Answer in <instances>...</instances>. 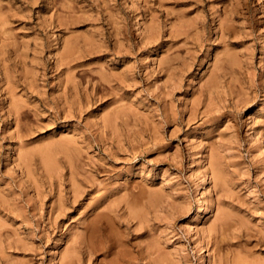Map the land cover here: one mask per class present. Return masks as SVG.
Returning <instances> with one entry per match:
<instances>
[{"label": "rangeland", "instance_id": "1", "mask_svg": "<svg viewBox=\"0 0 264 264\" xmlns=\"http://www.w3.org/2000/svg\"><path fill=\"white\" fill-rule=\"evenodd\" d=\"M263 53L264 0H0V264H125V232L156 246L139 264H264Z\"/></svg>", "mask_w": 264, "mask_h": 264}, {"label": "bare ground", "instance_id": "2", "mask_svg": "<svg viewBox=\"0 0 264 264\" xmlns=\"http://www.w3.org/2000/svg\"><path fill=\"white\" fill-rule=\"evenodd\" d=\"M68 3V2H67ZM69 6V5H68ZM66 7V6H65ZM60 8V7H59ZM59 10V9H58ZM66 10V9H65ZM181 10H182V8H181ZM2 11V10H1ZM2 15V14H1ZM65 25H67V24H65ZM150 27V26H149ZM119 29V28H118ZM149 29V28H148ZM153 29V28H152ZM173 29V28H172ZM4 30V29H3ZM147 30V29H146ZM118 31V30H117ZM149 31V30H148ZM175 31V30H174ZM115 32V31H114ZM170 33H172V32H170ZM147 34V33H146ZM179 34V33H178ZM116 35V34H115ZM143 35V34H142ZM115 38H117V37H115ZM148 38V37H147ZM154 40H156L157 39V37L156 36H153L152 37ZM117 41H118V38H117ZM4 43V42H3ZM121 43V42H120ZM70 47V46H69ZM67 52V51H66ZM231 55V54H230ZM234 55V54H233ZM232 55V56H233ZM238 55V54H237ZM236 55V56H237ZM211 56H210V50H208L207 52H206V54L204 55V57L202 58V60H201V65H200V68H199V70H198V74H200L201 76H202V74H204V71H205V65H206V62L209 60V58H210ZM263 57H264V53H263ZM64 59H66L65 58V56H62L61 58H59V60L58 61H63ZM233 59V58H232ZM235 61H237V60H235ZM68 62V61H67ZM60 63V62H59ZM229 63H231V62H229ZM161 65V64H160ZM168 65H170V64H168ZM167 65V67H169ZM69 66H71V64H69ZM164 67V66H163ZM171 68V67H170ZM109 70V69H108ZM168 70V69H167ZM69 71V70H68ZM72 72V71H71ZM102 72V71H101ZM169 72V71H168ZM172 72V71H171ZM167 73V72H166ZM107 75V74H106ZM71 77V76H70ZM67 78H69V77H67ZM218 78V77H217ZM213 79V78H212ZM111 80V79H110ZM193 80H194V78H193ZM192 79L188 82V89H190L191 88V84H192V81H193ZM71 81H73V80H71ZM210 81H212V80H210ZM216 81V80H215ZM8 82V81H7ZM213 82V81H212ZM10 83V82H9ZM73 83H74V81H73ZM211 83V82H210ZM6 86H8V85H6ZM14 86V85H13ZM12 87V86H11ZM72 87H73V85H72ZM211 87V86H210ZM9 89H11L12 90V88H9ZM10 90V91H11ZM70 90V89H69ZM9 92V91H8ZM15 96V95H14ZM12 97V96H11ZM64 101V100H63ZM263 101V100H262ZM11 103V102H10ZM127 104V103H126ZM126 104H124L125 105V108H126ZM15 105V104H14ZM128 106V105H127ZM264 106V101L261 103V107H263ZM130 107V106H129ZM65 108H66V106H65ZM118 108V107H117ZM124 108V107H123ZM122 107H121V109H123ZM18 109V108H17ZM68 109V108H67ZM120 109V110H121ZM116 110V108L113 110V111H115ZM128 110V109H127ZM17 111V110H16ZM19 111V110H18ZM15 112V111H14ZM20 112V111H19ZM122 112H124V111H122ZM131 112V111H130ZM129 112V113H130ZM113 113V112H112ZM128 113V112H127ZM19 115V114H18ZM20 116V115H19ZM114 117V116H113ZM117 117V116H116ZM106 118V117H105ZM104 118V119H105ZM118 118V117H117ZM109 120H111V119H109ZM108 124V123H107ZM103 127V126H102ZM24 131V130H23ZM26 132V131H25ZM28 132V131H27ZM24 133V132H23ZM17 135V134H16ZM27 136V135H26ZM70 139V138H69ZM52 140V139H51ZM60 140V139H59ZM67 140H68V138H67ZM73 140H74V138H73ZM43 142H44V140H42ZM49 141V140H48ZM47 141V142H48ZM69 141V140H68ZM67 141V142H68ZM71 142H72V140H70ZM69 141V142H70ZM58 142V141H57ZM75 142V141H74ZM38 144H39V142H37ZM63 143V142H62ZM43 144V143H42ZM26 146V145H25ZM50 146V145H49ZM49 146H47V148L49 147ZM23 147V146H22ZM22 147H21V149H22ZM46 147V146H45ZM45 147H44V149H45ZM62 147V146H61ZM65 147V146H64ZM28 148V147H27ZM39 148H40V146H39ZM71 148H73V147H71ZM20 149V148H19ZM49 149V148H48ZM28 150V149H27ZM26 150V151H27ZM40 151V150H39ZM51 151V150H50ZM19 152H21V151H19ZM22 152H23V150H22ZM25 152V151H24ZM49 152V151H48ZM41 153V152H40ZM67 153V152H66ZM77 153V152H76ZM41 154H43V153H41ZM70 154V153H69ZM83 154V153H82ZM21 155H24V154H21ZM28 154H26L25 155V158L23 157V165L24 164H26V166H27V168L28 169H26V171L30 174V173H32V172H30V162H29V160H28ZM32 156V155H31ZM78 156V155H77ZM69 157V156H68ZM214 161H215V159H213ZM45 163H46V165L47 166H49L50 168H53L54 166H55V163L56 162H54L53 160H51L50 159V156L49 155H47V154H45ZM68 161V160H67ZM70 161V160H69ZM18 162V161H17ZM75 162V161H74ZM215 164L216 165H214V166H216L215 168H213L214 169V172H215V177L214 178H216V179H218V181L219 180H221L222 182H224L223 180L225 179V181H226V178H224V172H223V169H222V167L220 166V164H219V158L218 157H216V162H215ZM74 166H75V164H74ZM78 166V165H77ZM22 167V166H21ZM24 167V166H23ZM126 167V166H125ZM45 168H47V167H45ZM72 168V167H71ZM129 168V167H128ZM131 168V167H130ZM210 168V167H209ZM130 170V169H129ZM209 170H212V169H209ZM55 171V170H54ZM42 172V171H41ZM58 173V172H57ZM71 173V172H70ZM128 173V172H127ZM212 173V172H211ZM126 174V173H125ZM210 174V173H209ZM33 175V174H32ZM132 175V174H131ZM130 176V174H128V177ZM136 176V175H135ZM212 177H213V175H212ZM136 178V177H135ZM138 178V177H137ZM86 179V178H85ZM140 179V178H139ZM31 181V180H30ZM91 181V180H90ZM136 181V180H135ZM135 181H133V182H135ZM33 182H34V180H33ZM92 182V181H91ZM133 182H131V185L127 188L126 187V185L129 183V181H128V179H125V193H127V194H125V207L127 206V208H129V207H131V206H139V205H141V200H139L140 199V197H133V196H135V194H131V186H132V183ZM220 182V181H219ZM221 182V183H222ZM138 183V182H137ZM142 183V182H141ZM73 184V183H72ZM71 184V185H72ZM133 184H135V183H133ZM224 184V183H223ZM109 186V185H108ZM79 187V186H78ZM90 187H92V186H90ZM134 187H136V186H134ZM138 187H139V185H138ZM143 187V186H142ZM149 187V186H148ZM71 188H73V187H71ZM133 188V187H132ZM140 188V187H139ZM153 188V187H152ZM110 189V188H109ZM149 189V188H148ZM148 189H143V188H140L139 190H140V195H141V199L143 200V199H147V203L148 202H151V203H153V201H155V200H157L156 199V197H158V195H160L159 194V192H155V191H150V190H148ZM151 189V188H150ZM36 191V190H35ZM161 191V190H160ZM72 192V191H71ZM91 193H93V191L91 190L90 191ZM89 192V193H90ZM138 193V192H137ZM72 195H73V193H72ZM76 195V194H75ZM93 195V194H92ZM107 195V194H106ZM60 196V195H59ZM81 196V195H80ZM137 196V195H136ZM95 198H96V196H95ZM94 199V198H93ZM213 199V198H212ZM5 200H7V199H5ZM61 200V199H60ZM71 200L73 201V199L71 198ZM95 200V199H94ZM74 201H76V200H74ZM97 201V200H96ZM209 201V200H208ZM1 202V201H0ZM3 202V201H2ZM57 202V201H56ZM93 202V201H92ZM92 202L90 203V202H88V203H90V204H92ZM213 200H211L210 199V204H208L207 206H205V205H202L201 203H200V200L198 199V209L196 210V211H194V212H192L191 213V215H193L192 217H191V219L189 220V223L190 224H194L195 223V221H197V220H200V219H202L203 218V216L205 215V213H206V211H208V210H211L213 207ZM82 203H84V202H82ZM2 204V203H1ZM61 204V203H60ZM59 205V204H58ZM68 205V204H67ZM83 206L85 205V204H82ZM161 205V204H160ZM89 205H86V207H88ZM92 206H93V204H92ZM143 206V205H142ZM52 207H53V205H52ZM65 207V206H64ZM63 207V205H60L59 206V208H58V213H57V215H55V219L57 220V217L59 216V215H61L62 213H63V210L64 209H66V207L64 208ZM70 207V206H69ZM81 207V206H80ZM85 207V206H84ZM84 207H82L83 209H84ZM161 207V206H160ZM55 208V207H54ZM79 208V207H78ZM149 208V207H148ZM154 208V207H153ZM225 208V207H224ZM227 208H228V206H227ZM227 208H225V209H227ZM41 209V208H40ZM77 209V208H76ZM80 209V208H79ZM88 209V208H87ZM87 209H84V210H86L87 211ZM53 211H55V212H57L56 211V208L55 209H52ZM140 210V209H139ZM145 211H146V209H144ZM148 210V209H147ZM156 210V209H155ZM228 210V209H227ZM226 210V211H227ZM126 211V210H125ZM225 211V212H226ZM229 211H232V210H230L229 209ZM83 212H85V211H83ZM89 212H90V210H89ZM108 212V211H107ZM127 212H128V210H127ZM139 212H141V211H139ZM148 212V211H147ZM153 212H155V211H153ZM54 213V212H53ZM129 213H131V211L129 212ZM227 213H228V211H227ZM80 214V213H79ZM89 214V213H88ZM87 213H86V215H88ZM126 214V213H125ZM128 214V213H127ZM231 214V213H230ZM229 214V215H230ZM48 215V214H47ZM85 215V216H86ZM131 215H132V213H131ZM136 215H140V213H136ZM153 215V214H152ZM151 215V216H152ZM72 216H73V214H72ZM147 217H148V215H146ZM228 216V215H227ZM242 216V215H241ZM40 217V216H39ZM75 217V216H74ZM90 217V216H89ZM127 217V216H126ZM128 217H129V215H128ZM127 217V218H128ZM137 217H139V216H137ZM144 217V216H143ZM147 217H145V218H147ZM205 217V216H204ZM226 217V216H225ZM229 217H231V216H229ZM54 218V217H53ZM87 218V217H86ZM93 218V217H92ZM99 218V217H98ZM132 218V217H131ZM134 218H135V216H134ZM243 218V217H242ZM133 219V218H132ZM148 219V218H147ZM151 219V218H150ZM229 219V218H228ZM230 219H234L233 218V215H232V218H230ZM230 219H229V221H230ZM237 219V218H236ZM240 219V218H239ZM4 220H6V219H4ZM129 220V219H128ZM134 220V219H133ZM143 220V222H144V219H142ZM224 220V222H221V223H223L224 225H225V223H226V220L225 219H223ZM235 220V219H234ZM246 220L247 219H245V221L244 222H246ZM3 221V220H2ZM88 221H89V218H88ZM99 221V220H98ZM101 221V220H100ZM151 221V220H150ZM193 221V222H192ZM236 221H238V220H236ZM240 221H241V219H240ZM239 221V222H240ZM5 222V221H4ZM79 222H80V220H79ZM83 221H81V223H82ZM133 222V221H132ZM152 222V221H151ZM231 222H232V220H231ZM243 221H241V223H242ZM8 223V222H7ZM6 223V224H7ZM97 223V222H96ZM95 223V224H96ZM107 223V222H106ZM105 223V224H106ZM146 223V222H145ZM188 223V224H189ZM234 223V222H233ZM240 223V224H241ZM77 224V223H76ZM84 224V223H83ZM107 224H110V223H107ZM139 224V223H138ZM141 224V223H140ZM217 224V223H216ZM232 224V223H231ZM238 224V223H237ZM240 224H239V226H240ZM247 224V223H246ZM3 224L1 223V219H0V230H1V228H3V226H2ZM60 225V224H59ZM135 225V224H134ZM210 225H212V224H210ZM227 225V224H226ZM225 225V226H226ZM229 225H230V223H229ZM228 225V226H229ZM5 227H6V225H4ZM107 226V225H106ZM138 226H140V225H137L136 227H138ZM147 226V225H146ZM208 226V225H207ZM206 226V227H207ZM232 226H233V224H232ZM231 226V227H232ZM238 226V225H237ZM154 227V226H153ZM224 227V226H223ZM223 227H221V228H223ZM240 227H243V226H240ZM239 227V228H240ZM76 228V227H75ZM88 228V227H87ZM90 228V227H89ZM108 228V227H107ZM140 228H141V226H140ZM142 228H143V226H142ZM149 228V227H148ZM147 228V229H148ZM208 228H211L210 226L208 227ZM208 228H207V230H208ZM216 228V227H215ZM215 228H213V229H215ZM226 228H229V227H227L226 226ZM233 228V227H232ZM234 228H235V226H234ZM238 228V229H239ZM3 229H5V228H3ZM7 229V228H6ZM91 229V228H90ZM100 229V228H99ZM136 229V228H135ZM134 229V230H135ZM138 229V228H137ZM237 229V230H238ZM75 230V229H74ZM83 230V229H82ZM146 230V229H145ZM150 230V229H149ZM203 230H205V229H203ZM225 230V229H224ZM227 230V229H226ZM230 230V229H229ZM241 230V229H240ZM7 231V230H6ZM14 231V230H13ZM234 231V230H233ZM66 232V231H65ZM77 232V231H76ZM106 232V231H105ZM147 232V231H146ZM207 232V231H206ZM209 232V231H208ZM223 232V231H222ZM221 232V233H222ZM230 232V231H229ZM229 232H227L228 234H229ZM237 232V231H236ZM262 232V231H261ZM87 233V236H88V232H86ZM213 233V232H212ZM211 233V234H212ZM235 233V232H234ZM251 233V232H250ZM249 233V234H250ZM13 233H10L9 231L8 232H6L4 235H6V237H12L13 235H12ZM64 234V233H63ZM145 234V233H144ZM239 234V233H238ZM244 234H245V232H244ZM243 233H241V235H244ZM263 234V233H262ZM1 235H3V233L0 231V236ZM65 235V234H64ZM69 235V234H68ZM77 235H78V233H77ZM152 235V234H151ZM255 235V234H254ZM253 235V236H254ZM63 236V235H62ZM65 236H67V235H65ZM73 236V235H72ZM154 236V235H153ZM225 236H226V234H225ZM245 236V235H244ZM246 236H248L247 235V233H246ZM252 236V237H253ZM256 236V235H255ZM71 237V236H70ZM96 237V236H95ZM116 237V236H115ZM144 237V236H143ZM148 237V236H147ZM230 237V236H229ZM233 237H234V235H233ZM232 237V238H233ZM113 238V237H112ZM131 238V239H130ZM132 238H134V239H132ZM145 239H146V237H144ZM144 238H141V237H139V235L137 234V237H129V233H126L125 232V264H139V261L141 260L142 261V258H148V259H151L153 256H151V254H153L152 252L154 251V244H153V242L152 241H150L151 239H152V237H150L151 239H149V238H147V239H149L147 242V244H146V242L144 243L143 242V240H144ZM218 237H216V239H217ZM239 239L241 238V237H238ZM247 238H250V237H247ZM71 239V238H70ZM69 239V240H70ZM85 238H83V240H84ZM143 239V240H142ZM146 239V240H147ZM196 239V238H195ZM205 239V238H204ZM203 239V240H204ZM234 239H235V237H234ZM237 239V238H236ZM264 239V238H263ZM113 240V239H112ZM122 240V239H121ZM153 240H154V238H153ZM199 240V239H198ZM205 240H207V239H205ZM226 240V239H225ZM233 240V239H232ZM238 240V239H237ZM242 240V239H241ZM262 240V239H261ZM0 241H1V239H0ZM80 241V240H79ZM157 241H158V239H157ZM213 241V240H212ZM218 241V240H217ZM221 241H224V239L223 240H221ZM240 241V240H239ZM239 241H237V242H239ZM258 240L256 239V242H257ZM264 241V240H263ZM2 242V241H1ZM82 242V241H81ZM86 241H84V243H85ZM90 242V241H89ZM151 242H152V244H151ZM161 242V241H160ZM196 242V241H195ZM228 242V241H227ZM226 242V243H227ZM231 242V241H230ZM252 242H253V240H252ZM92 243V242H91ZM201 243V242H200ZM220 243V242H219ZM234 243H236V241L234 242ZM246 243V242H245ZM250 244H253V243H255V242H253V243H251V241L249 242ZM77 244V243H76ZM112 244V243H111ZM209 244V243H208ZM216 244V243H215ZM262 244V243H261ZM260 244V245H261ZM87 245V244H86ZM161 244L159 243V246H160ZM219 245V244H218ZM254 245H257L256 243L254 244ZM259 245V244H258ZM72 246V245H71ZM83 246V245H82ZM81 246V247H82ZM226 246V245H225ZM224 246V247H225ZM238 246H240V245H238ZM238 246H236L237 248H238ZM243 246V245H242ZM250 246V245H249ZM249 246H247L248 248H247V250H244V251H247V252H245V254H246V256L247 255H252V254H255L254 253V251H252L251 252V247H249ZM264 246V245H263ZM262 245H261V247H263ZM3 247V246H2ZM112 247V246H111ZM124 247V246H123ZM156 247V246H155ZM212 247H213V245H212ZM215 247V246H214ZM258 246H256V247H254L253 246V248H257ZM260 247V246H259ZM258 247V248H259ZM260 247V248H261ZM79 248V247H78ZM109 248V247H108ZM152 248H153V251H152ZM159 248V247H158ZM163 248V247H162ZM218 250H217V249ZM216 248H215V250L216 251H218L217 253L219 254V255H222L221 257H222V261L223 262H225L226 261V263H229V257L232 255V251L229 253L230 254V256L229 255H227L226 253H225V255H224V253L223 252H221L222 251V248L221 249H219L218 248V246H217V244H216ZM232 248H233V246H232ZM242 249H243V247H241ZM245 248V247H244ZM10 249V248H9ZM84 249V248H83ZM95 249V248H94ZM160 249V248H159ZM165 249V248H164ZM203 249V248H202ZM211 249V248H210ZM213 249V248H212ZM234 249V248H233ZM88 250H90V249H88ZM158 249L156 248V251H157ZM163 250V249H162ZM214 250V249H213ZM214 250V252H216ZM249 250V251H248ZM261 250V249H260ZM0 251H3V250H0ZM63 251H64V249H63ZM78 251V250H77ZM76 251V252H77ZM228 251V250H227ZM233 251H236V250H233ZM259 251V250H258ZM4 252V251H3ZM8 252V251H7ZM6 252V253H7ZM76 252H75V249L74 250H68V251H64V253L62 252V254H60L61 255V258L59 259L60 260V262H58V264H83V259L79 256V255H76ZM84 252V251H83ZM155 252V251H154ZM158 252V251H157ZM160 252V251H159ZM164 251H162V253H163ZM237 252V251H236ZM236 252H234V254L236 253ZM242 250H240V255H242L244 252H242ZM248 252L250 253L251 252V254H248ZM257 252V251H256ZM263 252V251H262ZM261 252V253H262ZM6 253H4V255L6 254ZM80 253V252H79ZM86 253V252H85ZM88 253H89V251H88ZM87 253V254H88ZM92 252H90L89 254L90 255H92L91 254ZM120 253V252H119ZM156 253V252H155ZM257 253H260V252H257ZM256 253V254H257ZM1 254V253H0ZM123 254V253H122ZM157 254V253H156ZM156 254H155V256H156ZM161 254V253H160ZM213 254V253H212ZM216 254V253H215ZM215 254H213V255H215ZM238 254V253H237ZM236 254V256L238 257V256H240V255H237ZM11 255V254H10ZM124 255V254H123ZM154 255V254H153ZM165 255V254H164ZM257 255H259V254H257ZM257 255H255V256H257ZM14 256V255H13ZM243 256H244V254H243ZM242 256V257H243ZM263 256H264V254H263ZM7 257V256H6ZM16 257V256H15ZM88 257V256H87ZM151 257V258H150ZM169 257V256H168ZM209 257V256H208ZM216 257H217V254H216ZM260 257V256H259ZM4 258H5V256H4ZM11 258H12V255H11ZM16 258H19V257H16ZM90 258V257H89ZM154 258V257H153ZM158 258H160V257H158ZM166 258V257H165ZM210 258V257H209ZM240 258H241V256H240ZM240 258H236V260H234L233 261V263L234 264H246V263H242L243 261H241V259ZM244 258H246V257H244ZM2 258L0 257V260H1ZM13 260L15 259V258H12ZM21 259V258H20ZM145 259V260H146ZM148 259H147V261H148ZM155 259H156V257H155ZM232 259V258H231ZM235 259V258H234ZM247 259V258H246ZM250 259V258H249ZM257 259V258H256ZM85 260V259H84ZM87 260V259H86ZM101 260V259H100ZM99 260V261H100ZM211 260V259H210ZM252 260H254V259H252ZM262 260V259H261ZM264 260V259H263ZM96 261V260H95ZM162 261H163V259H162ZM212 261H213V257H212ZM231 261V260H230ZM251 260H249V262H250ZM259 261V259L257 260V262ZM87 262V261H86ZM150 262V261H149ZM160 262V261H159ZM257 262H256V264H257ZM261 262V261H260ZM3 263L4 264H12V263H10L9 261H3ZM103 263V262H102ZM141 263V262H140ZM144 263V262H143ZM161 263H164V262H161ZM210 263H213V262H210ZM219 263V262H218ZM232 263V264H233ZM253 263H255V262H253ZM86 264V263H85ZM103 264H105V263H103ZM109 264V263H108ZM150 264V263H149ZM151 264H156V261L154 262V260H152V262H151ZM225 264V263H224ZM230 264V263H229ZM259 264V263H258Z\"/></svg>", "mask_w": 264, "mask_h": 264}]
</instances>
